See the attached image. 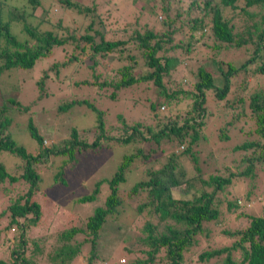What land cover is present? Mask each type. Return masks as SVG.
Listing matches in <instances>:
<instances>
[{
  "label": "trees",
  "instance_id": "1",
  "mask_svg": "<svg viewBox=\"0 0 264 264\" xmlns=\"http://www.w3.org/2000/svg\"><path fill=\"white\" fill-rule=\"evenodd\" d=\"M11 1L0 0V74L30 68L58 46L70 49L64 59L50 63L35 79L38 98L44 93L48 73L73 62L82 64L90 77L70 84L92 87L97 95L115 99L120 90L138 83L157 90L149 102L147 122H128L118 114L109 130L103 110L88 99L62 101L58 107L63 109L85 105L93 113V123L87 128L70 127L64 137L44 145L43 134L28 119L26 129L35 153L7 132L10 108L27 107L11 97L0 103V152L16 159L8 168L0 162L1 195L7 196L0 216L7 214L11 227L16 223L10 236L1 235L0 246L5 250L0 264L105 263L107 257L100 258L98 247L100 229L120 217L125 199L135 215L144 213L146 218L140 228L144 235L139 238L143 255L131 258L124 249L128 262L123 264H187L185 253L205 223L219 224L223 200L228 211L250 210L258 201L248 191L230 199L226 194H231L236 179L253 180L257 169L264 170V0H51L80 16L78 26L70 18L67 24L46 17L33 23L40 0ZM122 2L131 5L126 14L118 11ZM14 27L22 38L13 33ZM110 54L114 66L96 71L98 61L104 67ZM186 60L193 61V72ZM215 120L222 125L212 130L214 147L229 138L231 128L251 139L231 147L232 154L244 153L239 166L206 174L198 153L209 141V126ZM130 143L134 146L122 154L111 176L96 180L93 192L75 199L90 201L101 185L107 188L99 205L81 219L84 228L69 227L49 244L45 235L31 238L26 234L41 215L36 198L39 164L57 158V164L51 160L56 169L53 178L64 182L63 170L72 167L78 155ZM163 149L166 155L157 153ZM162 157L161 164L151 167ZM147 163L148 168L143 167ZM139 166L143 178L122 192L119 185L126 174ZM246 212L240 213L245 218L242 226L222 231L233 237L230 243L205 248L194 261L234 264L238 257L239 264H264V207L256 214ZM77 233L86 235V248L69 244Z\"/></svg>",
  "mask_w": 264,
  "mask_h": 264
},
{
  "label": "rangeland",
  "instance_id": "2",
  "mask_svg": "<svg viewBox=\"0 0 264 264\" xmlns=\"http://www.w3.org/2000/svg\"><path fill=\"white\" fill-rule=\"evenodd\" d=\"M19 1L12 0L11 2L18 4ZM74 1L87 3L89 0ZM124 3L122 2L121 4ZM130 6L126 2L118 11L126 14ZM40 13L41 15H39ZM35 15L36 17L31 18V22L33 23L42 17L49 18L50 20L59 18L63 24H67L72 19L74 26H78L82 22L79 18L80 16L76 15L75 12L72 13L70 10L63 9L51 0H40V5ZM159 18L157 16L158 20ZM149 21H151V18ZM42 25L45 26V23L43 22ZM12 31L17 38H22V34L17 33L15 27L12 28ZM69 53L70 49L67 45L58 46L53 48L52 53L48 57L40 58L30 68L11 69L0 74V103L4 99L11 97L27 107L24 110L16 107L10 108L9 115L11 121L7 127V132L29 152L35 153V143L28 135L26 129L28 119L43 134L44 145H48L54 138L59 139L64 137L70 127L87 128L93 123V113L85 105H74L68 109L58 107L62 101H68L69 99H82L83 96L97 108L103 110V122L108 130L115 124L118 114L122 115L128 122H147L149 120L147 115L148 106L150 100L153 98V91L157 90L156 88L152 89L148 83H138L120 90L115 99H111L105 95H97L94 92L95 89L92 87L83 85L76 87L70 84L87 77L89 74L82 64L77 65L75 62L64 68H60L58 72H49V78L46 79L44 84V93L38 98L37 87L34 84L35 79L38 78L42 70L47 68L50 63L64 59L66 54ZM239 54L240 56L242 55V53ZM100 61H98L99 64L96 71H104L105 67L111 68L115 64V59L111 54L105 58L104 62L106 63H104V67L101 66L102 63ZM186 63L187 68L193 72V61L186 60ZM74 66L75 68L73 69ZM240 124L243 123L239 122ZM221 125L219 120H215L209 126L211 129L209 141L203 144L202 151L198 153L200 165L206 174L215 172L217 169L224 170L225 167L234 169L235 166H239V159L244 153L235 152L232 154L231 147L242 142L244 139H251L244 131L242 133L231 128L228 131L229 138L225 141L218 142L214 147L211 144V140L215 132L212 133V130ZM133 146L131 143L127 145L115 144L112 147L103 146L96 151L90 150L78 155L73 166L66 167L63 170L64 182L53 178L56 169L51 164V160H54L55 164H57V158L51 157L45 163L39 164L40 191L36 198L41 208V215L37 223L26 230V234L31 238L45 235V242L49 244L52 243L51 241L55 237L59 239V234L69 227L82 226L84 228L81 225V219L88 216L93 208L99 205L100 198L107 192V188L105 185H101L99 192L90 201L77 202L75 199L93 192L94 182L96 180L109 178L114 172L122 154L130 152ZM147 147L148 145H145L144 148L147 149ZM178 148L180 149L181 146ZM157 153L164 156L167 150L163 149L162 151H157ZM14 161L16 159L13 156L6 152H0V162L7 168ZM163 161L164 157H162V161L157 160L151 167H156ZM148 166L149 163L143 165L145 168H148ZM143 167L131 168L125 176V181L119 185V189L122 192H126L134 182L143 178ZM231 188V194H226L228 199L233 196L238 197L243 195L245 191H248L250 196H254L255 199L258 198V201L254 203L250 210L237 207L228 211L225 208V201L223 200L219 224H215L214 222L205 223L203 232L196 236V242L185 253V262L187 264H199L194 260L198 253L205 248H213L230 243L233 237L231 238L227 234H223L222 231H232L234 227L242 226L245 223V218L240 213L247 211L256 214L264 207V170L257 169V175L253 180H250L248 177L236 179L234 187ZM15 190L16 188L10 191L13 193ZM6 197H2L0 189V209L6 203ZM122 205L123 208L120 217L116 220H109L100 229V246L98 245L101 253L100 258L107 257L105 263L101 264H115L117 260L118 264H123L128 262V257H141L143 255L142 250H144V246L141 245L139 238L144 235L140 232V228L146 217H143L144 213L135 215L130 208L131 203L127 199L122 202ZM8 223L9 219L7 214L0 216V240L3 233L10 236L14 231L16 223L12 227ZM84 237H86L85 234L77 233L70 240L69 244L76 246L79 243V245L82 244V247L86 248L87 243H85ZM124 249L125 251L127 249L130 251L126 253L127 256L129 255L127 258L123 255ZM2 250H5L4 246H0V257L3 256ZM123 258L125 261L120 262ZM235 259L234 264H239L238 257ZM56 263L54 262L53 264ZM212 264L219 263L213 261Z\"/></svg>",
  "mask_w": 264,
  "mask_h": 264
}]
</instances>
